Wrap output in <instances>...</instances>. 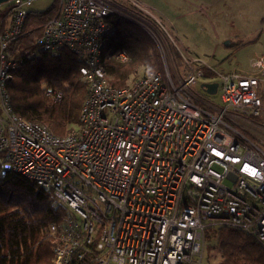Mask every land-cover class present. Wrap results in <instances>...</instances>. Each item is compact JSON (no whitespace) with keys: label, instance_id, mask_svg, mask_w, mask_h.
Returning <instances> with one entry per match:
<instances>
[{"label":"built area","instance_id":"obj_1","mask_svg":"<svg viewBox=\"0 0 264 264\" xmlns=\"http://www.w3.org/2000/svg\"><path fill=\"white\" fill-rule=\"evenodd\" d=\"M56 1L25 58L69 53L80 65L86 96L63 136L11 107L6 86L19 59L9 47L35 0L0 5V176L19 175L64 208L47 229L52 264H201L208 230L221 228L264 250V45L248 72L180 53L178 66L142 68L115 87L101 66L109 18L157 42L156 21L114 0ZM202 83H216L215 94ZM43 95L62 99L47 85Z\"/></svg>","mask_w":264,"mask_h":264},{"label":"trees","instance_id":"obj_2","mask_svg":"<svg viewBox=\"0 0 264 264\" xmlns=\"http://www.w3.org/2000/svg\"><path fill=\"white\" fill-rule=\"evenodd\" d=\"M57 9L54 0L45 11L32 10L27 13L23 36L9 47L10 53L14 55L16 53L20 61L16 69L11 72V79L7 83L9 88L6 86V90L16 115L18 113L19 117L26 121L41 122L52 134L63 136L77 124L86 96L85 86L78 75L80 65L69 53H63L65 56L62 54L63 56L58 58L46 55L34 59L25 58V52L32 47L31 40L40 34L43 24L56 15ZM2 13L3 11H0V20L6 18ZM110 18L109 22L112 23L113 30L105 36L101 55V66L109 84L115 87L123 86L127 77L139 65L156 66L158 69L160 66L153 61L154 55L150 54L152 41L145 34L128 31L126 26L134 27L126 22L125 24L121 19L119 21L117 17H112V20ZM238 45V43L232 44V46ZM170 50L175 62L181 61L179 53L176 52V55V50L173 48ZM118 51L127 55L125 63L114 59L113 56ZM205 75L210 76L207 71ZM43 84L54 90L59 89L63 96L62 102L51 103L42 94ZM49 194L51 195L49 191L45 192L44 189L34 186L31 181L18 175L0 176V264H52L51 251L54 243L47 229L51 224L59 223L65 211L64 208L53 203V197ZM209 232L215 237L216 246L218 251L220 250L222 259L219 264H264V250L250 236L237 229L221 228L208 230L206 239L209 238ZM221 245L222 248L219 247ZM226 247L227 249L230 247L228 251ZM222 249H226V254ZM230 254L235 255L234 258Z\"/></svg>","mask_w":264,"mask_h":264},{"label":"rangeland","instance_id":"obj_3","mask_svg":"<svg viewBox=\"0 0 264 264\" xmlns=\"http://www.w3.org/2000/svg\"><path fill=\"white\" fill-rule=\"evenodd\" d=\"M53 1L35 0L32 10L37 12L45 11ZM114 1L125 10L128 9L132 13L136 11L141 16H148L147 18H152L151 20L159 23V25L156 22L154 23L158 31L157 43L156 40L152 39L150 35L146 34L137 25L123 19L129 26L134 27L128 28L126 26L128 31L145 34L152 41L153 45L151 46L152 49L150 48V54L154 55L153 61L161 67H159L160 70H158L159 68L157 69L158 71H162L164 68L169 69L173 64L175 66L179 65L180 61L175 62V57L170 50L173 47V49H177L176 52L179 54L188 53V55L201 61L209 59L210 66L219 71L249 70L251 57L256 53H260L264 44V0ZM236 43L239 45L232 46V44ZM142 68L153 67L139 65L131 74ZM132 76L136 78L138 75ZM44 86L43 84L41 88ZM41 90L43 94V89ZM208 234L209 238L205 240L206 246L204 245L201 264H219L222 258L216 247L215 237L211 232ZM208 247H210L209 253L207 251Z\"/></svg>","mask_w":264,"mask_h":264},{"label":"bare ground","instance_id":"obj_4","mask_svg":"<svg viewBox=\"0 0 264 264\" xmlns=\"http://www.w3.org/2000/svg\"><path fill=\"white\" fill-rule=\"evenodd\" d=\"M124 1H125V0H124ZM141 1H142V0H141ZM120 2H122V1H120ZM122 3H123V2H122ZM141 3H142V2H141ZM51 5H52V4H51ZM132 8H133V7H132ZM57 10H58V9H57ZM127 10H128V9H127ZM136 10H137V9H136ZM138 11H139V10H138ZM140 11H141V10H140ZM1 12H2V11H1ZM154 13H156V12H154ZM2 14H4V11H3ZM44 14H46V12H45ZM44 14H42V16H44ZM53 14H54V13H53ZM54 15H55V14H54ZM148 15H149V14H148ZM40 16H41V15H40ZM162 16H163V15H162ZM28 17H29V16H28ZM34 17H36V16H34ZM147 17H148V16H147ZM149 17H150V16H149ZM39 18H40V17H39ZM111 18H112V17H111ZM111 18H110V20H112ZM29 19H30V18H29ZM113 19H115V18H113ZM151 19H152V18H151ZM115 20H116V19H115ZM158 20H159V19H158ZM119 21H120V19H119ZM124 21H125V20H124ZM127 21H128V20H127ZM28 22H29V21H28ZM30 22H31V21H30ZM122 22H123V20H122ZM124 23H125V22H124ZM128 23H130V22H128ZM162 23H163V22H162ZM111 24H112V23H111ZM125 24H126V23H125ZM26 25H27V23H26ZM40 25H41V24H40ZM24 26H25V25H24ZM39 27H40V26H39ZM40 28H41V27H40ZM23 32H24V31H23ZM162 32H163V31H162ZM23 34H24V33H23ZM23 34H22L21 36H23ZM25 35L27 36V33H25ZM25 35H24V36H25ZM147 37H148V36H147ZM164 37H165V36H164ZM149 38H150V37H149ZM151 38H152V37H151ZM106 39H107V38H106ZM109 39H110V38H109ZM162 39H163V38H162ZM110 40H111V39H110ZM167 40H168V39H167ZM31 41H33V40H31ZM107 41H108V40H107ZM164 42H165V41H164ZM168 42H169V41H168ZM31 43H32V42H31ZM31 43H30V44H31ZM157 43H158V41H157ZM169 43H170V42H169ZM242 43H243V42H242ZM107 44H108V43H107ZM166 44H167V43H166ZM224 44H225V43H224ZM171 45H172V44H171ZM10 47H11V45H10ZM14 47H16V45H14ZM171 47H172V46H171ZM109 48H110V47H109ZM150 48H151V47H150ZM173 48H174V47H173ZM106 49H107V48H106ZM151 49H152V48H151ZM17 50H19V49H17ZM107 50H108V49H107ZM174 50H175V49H174ZM176 50H177V49H176ZM105 51H106V50H105ZM114 51H115V50H114ZM153 51H154V50H153ZM167 51H168V50H167ZM13 52H14V51H13ZM15 52H16V50H15ZM15 52H14V53H15ZM24 52H25V51H24ZM110 52H111V51H110ZM112 52H113V51H112ZM151 52H152V51H151ZM154 52H155V51H154ZM25 53H26V52H25ZM106 53H107V51H106ZM158 53H159V51H158ZM165 53H166V52H165ZM177 53H178V52H177ZM153 54H154V53H153ZM166 54H167V53H166ZM175 54H176V51H175ZM175 54H174V55H175ZM187 54H188V53H187ZM15 55H16V53H15ZM63 55L65 56V54H63ZM63 55H62V56H63ZM155 55H156V54H155ZM158 55H159V54H158ZM176 55H177V54H176ZM43 56H44V55H43ZM155 57H156V56H155ZM163 57H164V56H163ZM19 58H20V57H19ZM19 58H18V59H19ZM151 58H152V57H151ZM153 59H154V58H153ZM19 61H20V59H19ZM166 61H167V60H166ZM101 62H102V60H101ZM154 62H155V61H154ZM169 62H170V61H169ZM124 63H125V62H124ZM22 64H23V62L21 63V65H22ZM150 64H151V63H150ZM153 64H154V63H153ZM153 64H152V65H153ZM159 64H160V63H159ZM166 64H168V63H166ZM179 64H180V63H179ZM153 66H154V65H153ZM159 66H160V65H159ZM167 67H168V66H167ZM153 68H156V66L153 67ZM158 68H159V67H158ZM160 68H161V67H160ZM160 68H159L158 70H160ZM15 69H16V68H15ZM15 69H14V70H15ZM134 70H135V69H134ZM156 70H157V69H156ZM131 72H132V71H131ZM133 72H134V71H133ZM138 75H139V74H138ZM106 76H107V75H106ZM134 76H135V75H134ZM12 77H13V76H12ZM132 78H135V77H132ZM79 79H80V78H79ZM79 79H78V80H79ZM109 79H110V77H109ZM47 86H48V85H47ZM7 87L9 88V86H7ZM39 87H40V86H39ZM8 88H7V89H8ZM41 89H43V88H41ZM55 89H56V88H55ZM58 90H59V89H58ZM85 90H86V89H85ZM85 95H86V93H85ZM42 96H43V95H42ZM62 97H63V96H62ZM84 97H85V96H84ZM47 102H49V101H47ZM61 102H62V101H61ZM49 103H50V102H49ZM57 103H58V102H57ZM57 103H56V104H57ZM50 104H51V103H50ZM17 116H19L18 113H17ZM29 117H30V116H29ZM33 118H34V116H33ZM36 118H37V116H36ZM26 119H27V117H26ZM31 119H32V117H31ZM27 120H28V119H27ZM30 121H31V120H30ZM32 121H33V119H32ZM38 123H39V122H38ZM40 124H41V122H40ZM69 129H70V128H69ZM68 132H69V131H68ZM15 175H16V174H15ZM18 176H19V175H18ZM20 177H21V176H20ZM22 178H23V177H22ZM34 186H35V185H34ZM46 191H47V190H45V192H46ZM49 195H50V194H49ZM50 196H51V195H50ZM51 198H52V197H51ZM52 200H53V199H52ZM51 202H52V201H51ZM52 204H53V203H52ZM64 211H65V210H64ZM45 233H46V232H45ZM45 235H47V234H45ZM221 238H222V237H221ZM219 242H220V240H219ZM222 242H223V241H222ZM225 244H226V243H225ZM222 245H223V244H222ZM222 245L219 246V247L222 248V247H223ZM205 246H206V245H205ZM209 246H210V245H209ZM212 246H214V245H212ZM224 246H226V245H224ZM227 246H228V245H227ZM230 246H231V245H230ZM216 247H217V246H216ZM209 248H210V247H208V250H207L208 253H209ZM229 248H230V247H228V249H229ZM237 248H238V247H237ZM237 248H236V249H237ZM211 249H212V248H211ZM217 249H218V248H217ZM217 249H216V250H217ZM226 249H227V247H226ZM226 249H225V250H226ZM228 249H227L226 251H228ZM231 249H232V246H231ZM225 250L222 249V251L224 252V254H226V253H225V252H226ZM234 250H235V248H234ZM214 251H215V250H214ZM219 251H220V250H219ZM230 251L232 252L233 249L230 250ZM51 252H52V251H51ZM51 254H52V253H51ZM206 254H207V253H206ZM211 254H212V253H211ZM231 254H232V253H231ZM231 254H230V255H231ZM234 254H235V251H234ZM220 255H221V254H220ZM207 256H208V254H207ZM224 256H225V255H224ZM231 256H232V255H231ZM234 256H235V255H234ZM234 256H232V257L234 258ZM206 258H207V257H206ZM210 260H211V259H210ZM49 261H50V260H49ZM220 261H221V260H220ZM49 263H50V262H49ZM214 263H215V262H214ZM236 264H237V263H236Z\"/></svg>","mask_w":264,"mask_h":264},{"label":"water","instance_id":"obj_5","mask_svg":"<svg viewBox=\"0 0 264 264\" xmlns=\"http://www.w3.org/2000/svg\"><path fill=\"white\" fill-rule=\"evenodd\" d=\"M8 1L9 0H0V5ZM200 86L205 89V92L207 94L213 95L216 92V83H211V84L202 83Z\"/></svg>","mask_w":264,"mask_h":264},{"label":"crops","instance_id":"obj_6","mask_svg":"<svg viewBox=\"0 0 264 264\" xmlns=\"http://www.w3.org/2000/svg\"><path fill=\"white\" fill-rule=\"evenodd\" d=\"M264 45V44H263ZM260 53H256L255 55H253V57H251V59H254L257 55H259ZM250 59V60H251ZM252 61V60H251ZM251 63V62H250ZM249 69H250V64H249ZM230 71H240V72H248L249 70H230ZM230 71H225V72H230ZM223 72V71H222Z\"/></svg>","mask_w":264,"mask_h":264}]
</instances>
